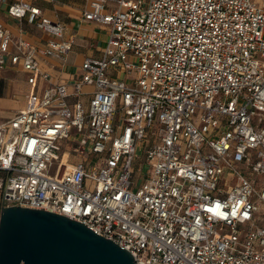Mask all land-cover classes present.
I'll use <instances>...</instances> for the list:
<instances>
[{
	"label": "built area",
	"instance_id": "obj_1",
	"mask_svg": "<svg viewBox=\"0 0 264 264\" xmlns=\"http://www.w3.org/2000/svg\"><path fill=\"white\" fill-rule=\"evenodd\" d=\"M2 1L48 39L0 20V69L31 86L0 123V218L16 205L65 215L138 264H264V189L248 177L264 175V0H88L107 42L70 83L40 66L73 50L64 23Z\"/></svg>",
	"mask_w": 264,
	"mask_h": 264
},
{
	"label": "water",
	"instance_id": "obj_2",
	"mask_svg": "<svg viewBox=\"0 0 264 264\" xmlns=\"http://www.w3.org/2000/svg\"><path fill=\"white\" fill-rule=\"evenodd\" d=\"M0 264H138L134 255L84 223L54 212L3 207Z\"/></svg>",
	"mask_w": 264,
	"mask_h": 264
},
{
	"label": "crops",
	"instance_id": "obj_3",
	"mask_svg": "<svg viewBox=\"0 0 264 264\" xmlns=\"http://www.w3.org/2000/svg\"><path fill=\"white\" fill-rule=\"evenodd\" d=\"M14 1L16 0H9V2ZM27 1L40 6L47 17L63 22L66 26L65 36L74 38V48L65 61L40 56L42 70L51 74L53 83H70L79 78L82 74V65L88 57H101L108 37L107 31L102 26L84 18L83 13L89 5L88 0H57L55 3L49 0ZM8 7L9 3L0 0V20L6 24L16 38L34 42H44L48 39L45 33L26 21L20 22L10 18ZM17 73L24 74V78L19 82L16 77ZM28 77L29 74L21 67L9 66L0 69V78L3 79L0 81V112L9 111L7 120L23 109L27 103V95L31 89ZM48 85V81L40 79L38 92L43 94ZM16 96L21 99L15 101Z\"/></svg>",
	"mask_w": 264,
	"mask_h": 264
},
{
	"label": "rangeland",
	"instance_id": "obj_4",
	"mask_svg": "<svg viewBox=\"0 0 264 264\" xmlns=\"http://www.w3.org/2000/svg\"><path fill=\"white\" fill-rule=\"evenodd\" d=\"M86 50H87V48H86ZM16 77H17V80H18V82L19 81H21V79L22 78H24V74L23 73H17L16 74ZM1 80H3V79H1L0 78V81ZM21 98H19V97H14V100L15 101H18V100H20ZM8 115H9V111H7V112H0V123L1 122H3V121H6L7 120V117H8ZM157 129V128H156ZM155 129V130H156ZM145 162V160H144V158L142 159V158H138L137 159V161H136V163L134 164V171H135V176L136 177H140V178H138L137 179V182H138V185L139 184H141L142 182H143V177H145L144 176V174L145 175H147L148 174V170H149V167L146 165V164H141V163H144ZM248 172V171H247ZM248 177L253 181V182H255V184H256V189L258 190V191H262L263 189H264V175L262 176V175H257V174H255V173H250V172H248ZM91 188H95V184H93L92 182H91V186H90ZM260 203V205L262 206V209H263V214H264V203L263 202H259Z\"/></svg>",
	"mask_w": 264,
	"mask_h": 264
}]
</instances>
